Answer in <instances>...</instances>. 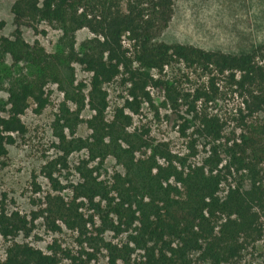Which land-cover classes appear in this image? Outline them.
I'll return each mask as SVG.
<instances>
[{"label":"trees","instance_id":"obj_1","mask_svg":"<svg viewBox=\"0 0 264 264\" xmlns=\"http://www.w3.org/2000/svg\"><path fill=\"white\" fill-rule=\"evenodd\" d=\"M174 5V0H16L11 7L16 29L11 37L0 36V63L10 56L13 63L30 64L36 73L15 80L8 89L9 109L6 116L0 114V155L15 142L14 134L27 132L22 116L30 101L36 105V113L49 104L48 84H59L67 100L83 109L85 97L64 86L65 82L74 84L64 71L70 63H78L92 74L88 104L95 112L88 121L92 141H83L81 146L89 147L95 158L114 155L125 168L124 175H115V197L108 203V214L117 219V224L111 223L114 232L129 233L131 242L144 251L140 264H233L257 243L264 245V44L248 52L227 53L162 42ZM40 22L62 26L69 49L50 54L40 43L27 42L22 28ZM3 27L0 22V29ZM83 28L95 36L77 51L73 33ZM176 62L207 75V92L196 90L190 111L198 121L195 133L207 143V157L201 164L188 163L156 147L150 148L145 158H137V143L126 130L130 117L123 111L112 122L105 117L106 83L124 75L131 104L139 99L151 102L150 87L164 89L166 94L174 92L168 81L156 78L154 72L162 73ZM219 76L228 79L242 98L236 110L238 137H227L223 119L203 114L197 104L216 100ZM83 86H78L80 91ZM224 160L229 175L246 173L249 186H229L220 197V186L227 179L219 170ZM80 186L79 197L93 200L99 194V187L90 184L86 176ZM73 211L71 206L50 210L51 229L61 230L56 223L61 220L68 229H79L84 235L82 216ZM28 225V219L17 212L0 213V233L6 238ZM105 249L109 264H133L129 244L106 243ZM87 255L86 262L79 264L95 258V254ZM0 264H61V259L56 253L15 243Z\"/></svg>","mask_w":264,"mask_h":264},{"label":"rangeland","instance_id":"obj_2","mask_svg":"<svg viewBox=\"0 0 264 264\" xmlns=\"http://www.w3.org/2000/svg\"><path fill=\"white\" fill-rule=\"evenodd\" d=\"M15 1L0 0V22L4 23L0 36L11 37L16 29L11 14ZM174 3V15L160 38L162 42L227 53L248 52L264 44V0H174ZM22 32L27 42L40 43L50 54L69 49L70 43L62 26L40 22L35 27H23ZM94 36L88 28L74 32L75 49L80 51L81 44ZM127 43L125 40L126 46ZM35 73L36 69L30 64L13 63L10 56L0 63L1 115H7L8 89L12 83L22 77L32 78ZM154 75L168 81L174 92L166 94L164 89L150 87L151 102L139 99L136 104H131L133 99L129 96L124 75L106 83L103 87L108 104L106 121H114L122 111L130 117L126 130L137 143V158H145L150 155V148L156 147L183 157L188 163L201 164L207 157V143L195 133L198 121L190 111L196 90L207 92V75L181 62L173 63L162 73L156 71ZM64 76L74 81V84L65 82L64 86L71 93L85 97L83 109L67 100L59 84H48L49 104L42 112L36 113V105L30 101L22 116L27 132L14 134L15 142L6 146L5 155H0V213L17 212L29 221L28 228L13 237L6 238L0 233V260L6 259L9 247L19 243L47 254L56 253L61 264L86 262L87 253L95 254L88 264H109L105 244L113 243L119 247L129 244L131 262L140 264L144 251L131 242L129 233L117 235L114 232L111 223L117 224V219L108 214V203L115 197L112 191L115 175L125 174L123 161L114 155L95 158L89 147L81 146L83 141L87 144L92 141L88 126L95 114L88 104L92 74L73 62L64 71ZM227 80L219 76L214 102L207 104L204 99L197 104L203 114L208 112L223 119L225 135L232 138L238 137L240 132L235 129L236 110L242 98ZM81 83L84 86L80 91L78 86ZM122 146L126 147V144ZM226 164L227 160H224L219 166L223 179L227 177L220 186V197L226 195L229 186H249L246 173L229 175L224 169ZM85 176L90 184L99 187L96 188L99 194L93 200L79 197ZM261 177L264 183V172ZM68 206L73 208L74 214L82 216V225L86 226L84 235L79 229H68L61 220L56 221L61 230L51 229L53 214L50 210ZM262 221L264 223V217ZM233 264H264L262 242L249 248Z\"/></svg>","mask_w":264,"mask_h":264},{"label":"built area","instance_id":"obj_3","mask_svg":"<svg viewBox=\"0 0 264 264\" xmlns=\"http://www.w3.org/2000/svg\"><path fill=\"white\" fill-rule=\"evenodd\" d=\"M6 256H7V254H6Z\"/></svg>","mask_w":264,"mask_h":264}]
</instances>
